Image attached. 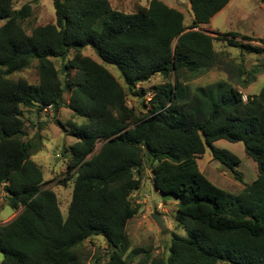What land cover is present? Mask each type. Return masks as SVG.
Returning <instances> with one entry per match:
<instances>
[{
    "label": "trees",
    "instance_id": "trees-1",
    "mask_svg": "<svg viewBox=\"0 0 264 264\" xmlns=\"http://www.w3.org/2000/svg\"><path fill=\"white\" fill-rule=\"evenodd\" d=\"M15 1L0 0V188L6 205L21 212L0 225L2 264H83L78 248L93 237L109 247L107 260L96 264H130L126 230L141 209L131 196L146 170L158 192L177 199L175 220L189 237L174 235L167 259L140 264H264V87L244 101L228 81L191 84L222 66L214 39L264 54V39L235 33L214 38L202 30L231 0H190V26L160 0L132 14L113 9L109 0H53L55 23L30 35L22 24L32 5L14 10ZM88 48L101 63L84 54ZM71 53L62 71L75 76L64 84L52 59L67 60ZM34 61L38 85L10 78ZM105 65L118 69L125 86ZM157 76L174 80L154 87L144 112L129 107L125 88L144 95L138 89ZM64 107L84 120L71 124L77 142L63 154L67 181H73L66 218L32 160L40 146L25 138L23 120L24 109L51 108L58 115ZM222 140L242 143L257 165L255 181L236 195L199 168L210 150L242 181L235 170L240 159L215 147Z\"/></svg>",
    "mask_w": 264,
    "mask_h": 264
},
{
    "label": "rangeland",
    "instance_id": "rangeland-1",
    "mask_svg": "<svg viewBox=\"0 0 264 264\" xmlns=\"http://www.w3.org/2000/svg\"><path fill=\"white\" fill-rule=\"evenodd\" d=\"M112 7L126 13H132L138 5L147 6L150 0H109ZM167 6L177 9L185 17V25L190 26L194 15L190 0H160ZM25 4L32 5V15L23 24L27 34H31L38 26L55 23V7L53 0H16L14 10L21 9ZM5 21H0V27ZM202 30L214 38L225 36L229 33L252 37L256 40L264 39V2L263 0H231L228 6L218 13L210 24L202 27ZM214 49L220 55L222 66L211 70L206 75L191 82L192 87H206L221 81L230 82L236 89L242 92L246 99L248 96L258 95L264 87V54H248L242 50L230 47L227 42L214 39ZM252 45L262 46L260 42H252ZM86 56L101 63L95 52L88 48L84 51ZM73 57L70 54L67 60L52 59L62 83L75 76V71L63 72L65 64ZM39 63L34 61L32 66L21 73L10 76L13 80L25 79L32 85L39 84ZM105 67L113 76L125 86L118 69L111 65ZM174 79H165L157 76L149 83L141 85L138 93L143 90L141 96L134 95L127 87L125 88L127 105L135 108L138 112L145 111L153 98L154 87L169 83ZM246 82V83H245ZM70 95H65V102L69 101ZM23 120L25 122L24 134L26 139L34 140L40 148L32 160L43 172L45 187L54 191L60 203V209L64 218L68 215V208L72 198L73 181H67V160L63 154L74 145L77 140L71 135V124L81 125L84 120L74 116L67 107L61 109L58 115L53 109L38 112L35 109H24ZM102 146L99 142L96 146L97 153ZM215 147L225 149L240 159V164L235 170L241 175L242 181H238L233 172L221 163L213 159L208 150L199 160V168L218 187L236 195L245 186L251 185L258 174L256 163L249 158L242 143H229L219 141ZM66 182V185L63 182ZM134 204L140 205L141 209L127 226L129 251L127 256L130 264H140L143 260L151 263L153 260L167 259L169 248L174 235L188 238L186 229L179 226L175 220L177 199L172 197L169 201H162L161 195L154 185L153 174L150 170L145 171L140 190L131 196ZM155 202L156 206L152 204ZM21 211H14L6 205V195L0 188V225L13 221ZM152 214H158L164 222L162 230L152 219ZM78 250L82 254L83 264H96L98 260H107L109 247L102 237H93L84 242ZM3 255L0 253V264Z\"/></svg>",
    "mask_w": 264,
    "mask_h": 264
},
{
    "label": "water",
    "instance_id": "water-1",
    "mask_svg": "<svg viewBox=\"0 0 264 264\" xmlns=\"http://www.w3.org/2000/svg\"><path fill=\"white\" fill-rule=\"evenodd\" d=\"M158 192V191H157ZM159 195H161V198H162V201L165 202V201H169L172 196L170 195H164L163 193L161 192H158ZM153 207L156 206L155 202H153L152 204ZM152 219L153 221L157 224V226H159L162 230L164 229V222H163V219L158 215V214H152Z\"/></svg>",
    "mask_w": 264,
    "mask_h": 264
},
{
    "label": "crops",
    "instance_id": "crops-1",
    "mask_svg": "<svg viewBox=\"0 0 264 264\" xmlns=\"http://www.w3.org/2000/svg\"><path fill=\"white\" fill-rule=\"evenodd\" d=\"M150 1H151V0H150ZM150 1H149V3H150ZM149 3H148V5H149ZM148 5H147V6H148ZM138 6H142V5L140 4V5H138ZM138 6H137V7H138ZM147 6H144V7H147ZM137 7H136V9H137ZM113 9H114V8H113ZM115 10H117V9H115ZM117 11L123 12L122 10H117ZM135 11H136V10H135ZM135 11H134V12H135ZM134 12H132V13H134ZM123 13H126V12H123ZM132 13H126V14H132Z\"/></svg>",
    "mask_w": 264,
    "mask_h": 264
},
{
    "label": "built area",
    "instance_id": "built-area-1",
    "mask_svg": "<svg viewBox=\"0 0 264 264\" xmlns=\"http://www.w3.org/2000/svg\"><path fill=\"white\" fill-rule=\"evenodd\" d=\"M244 101H247V98H246V99L244 98ZM49 109H50V108H49Z\"/></svg>",
    "mask_w": 264,
    "mask_h": 264
}]
</instances>
